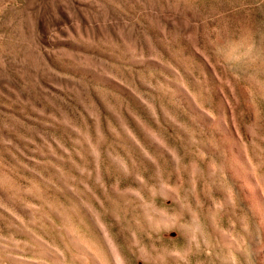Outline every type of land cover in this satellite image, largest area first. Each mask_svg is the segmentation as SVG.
<instances>
[{
	"label": "rangeland",
	"instance_id": "rangeland-1",
	"mask_svg": "<svg viewBox=\"0 0 264 264\" xmlns=\"http://www.w3.org/2000/svg\"><path fill=\"white\" fill-rule=\"evenodd\" d=\"M0 264H264V0H0Z\"/></svg>",
	"mask_w": 264,
	"mask_h": 264
}]
</instances>
